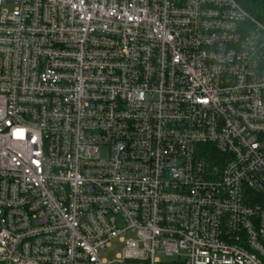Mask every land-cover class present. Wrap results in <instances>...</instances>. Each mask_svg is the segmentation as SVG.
Returning a JSON list of instances; mask_svg holds the SVG:
<instances>
[{
  "label": "built area",
  "instance_id": "built-area-1",
  "mask_svg": "<svg viewBox=\"0 0 264 264\" xmlns=\"http://www.w3.org/2000/svg\"><path fill=\"white\" fill-rule=\"evenodd\" d=\"M0 264H264V22L0 0Z\"/></svg>",
  "mask_w": 264,
  "mask_h": 264
},
{
  "label": "trees",
  "instance_id": "trees-1",
  "mask_svg": "<svg viewBox=\"0 0 264 264\" xmlns=\"http://www.w3.org/2000/svg\"><path fill=\"white\" fill-rule=\"evenodd\" d=\"M251 15L264 22V0H240Z\"/></svg>",
  "mask_w": 264,
  "mask_h": 264
},
{
  "label": "rangeland",
  "instance_id": "rangeland-1",
  "mask_svg": "<svg viewBox=\"0 0 264 264\" xmlns=\"http://www.w3.org/2000/svg\"><path fill=\"white\" fill-rule=\"evenodd\" d=\"M121 250H122V244L119 238H117L112 242L111 247H109L106 251L101 253V256L102 258L112 259L115 258L117 254L120 253Z\"/></svg>",
  "mask_w": 264,
  "mask_h": 264
}]
</instances>
